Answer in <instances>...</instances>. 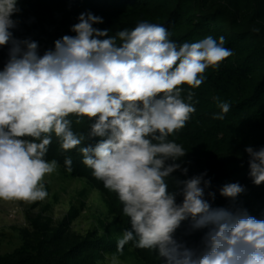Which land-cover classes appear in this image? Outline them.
Instances as JSON below:
<instances>
[{
    "label": "clouds",
    "instance_id": "1",
    "mask_svg": "<svg viewBox=\"0 0 264 264\" xmlns=\"http://www.w3.org/2000/svg\"><path fill=\"white\" fill-rule=\"evenodd\" d=\"M20 11L18 0H0V48L8 49L0 70V200L32 204L48 197L45 177L58 169L55 159H45L54 134L62 151L78 149L92 176L116 193L130 223L118 253L131 244L155 250L163 264H264V219L234 203L244 186L222 185L220 196L233 203L213 206L206 172L173 177L187 176L180 161L188 152L169 137L196 111L194 92L184 98L182 86L198 88L209 67L218 69L232 55L225 37L178 45L167 28L147 21L110 36L93 26L103 18L85 11L71 25L75 35L41 54L37 41L13 34ZM215 99L220 111L212 118L223 120L230 104ZM85 118L87 134L74 132L73 123ZM244 151L253 183L264 184V147ZM72 163L65 158L68 172ZM184 221L186 234L202 232L197 244L176 237ZM106 259L120 264L115 254Z\"/></svg>",
    "mask_w": 264,
    "mask_h": 264
},
{
    "label": "trees",
    "instance_id": "2",
    "mask_svg": "<svg viewBox=\"0 0 264 264\" xmlns=\"http://www.w3.org/2000/svg\"><path fill=\"white\" fill-rule=\"evenodd\" d=\"M34 1L42 7L64 10L72 21L68 28H55L39 35L26 32L20 23L12 30L19 39L37 41L41 54L54 47V41L63 35H75L70 31L71 25L77 23V17L85 11L101 16L104 22L93 26L109 29L110 36L125 28L131 30L141 21L163 25L170 33L169 38L178 45L207 36L217 40L224 36V47L231 49L232 55L221 62L218 69L209 67L198 88L182 86L184 98L188 91L194 92L192 103L196 111L184 128L169 137L188 152L180 161L182 167L188 168L187 176L177 171L173 177L187 179L206 172L205 179L211 180L210 190L216 193L213 206L222 207L231 206L233 202L220 196L219 188L226 183L238 182L245 191L236 198L235 206L246 209L257 219H264V184L253 183L248 174V155L244 151L246 146L264 147V0H27L31 4ZM7 59V47L0 48V70ZM217 97L230 104L223 120L212 118L220 111ZM72 119L75 121V117ZM89 123L86 118L80 125L73 123V131L86 135ZM89 142L85 141V144ZM66 157L72 159V166L89 169L82 163L78 149L62 151L53 134L45 159H55L65 165ZM88 179L106 196L110 211L116 217L112 233L119 234L129 228V219L123 215L117 198L111 197L102 182L100 184L90 176ZM180 199L178 197L177 202ZM187 229L188 221L182 222L176 237L189 245L197 244L202 232L186 234ZM113 238L86 237L67 249L61 258L50 260L44 256L46 250L43 247L60 244L61 238L56 233L47 237L46 232H41L23 240L20 249L0 264H64L88 252H117V239ZM124 250H131L143 264H163L155 250L137 249L131 244Z\"/></svg>",
    "mask_w": 264,
    "mask_h": 264
},
{
    "label": "rangeland",
    "instance_id": "3",
    "mask_svg": "<svg viewBox=\"0 0 264 264\" xmlns=\"http://www.w3.org/2000/svg\"><path fill=\"white\" fill-rule=\"evenodd\" d=\"M25 1L18 0L21 11L13 19L18 20L26 32L39 35L55 28L62 30L72 24L64 10ZM89 176L96 180L91 169L72 166V171L68 172L65 165L58 162L57 171L45 177L48 192L45 200L32 204L0 200V261L19 250L23 240L41 232H46L47 237L56 233L61 238L60 244L43 247L46 250L44 256L50 260L61 258L67 249L86 237L114 236L113 239L118 240L122 233H112L116 217L110 211L106 196L89 181ZM109 193L117 198L116 193ZM113 254L117 255L120 264H143L131 250H123L122 253L88 252L64 264H109L106 257Z\"/></svg>",
    "mask_w": 264,
    "mask_h": 264
}]
</instances>
